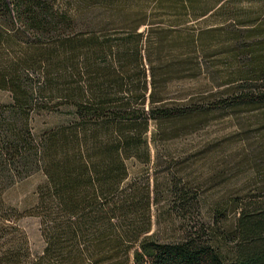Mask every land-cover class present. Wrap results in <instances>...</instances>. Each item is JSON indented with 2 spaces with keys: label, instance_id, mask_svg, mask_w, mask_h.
<instances>
[{
  "label": "trees",
  "instance_id": "1",
  "mask_svg": "<svg viewBox=\"0 0 264 264\" xmlns=\"http://www.w3.org/2000/svg\"><path fill=\"white\" fill-rule=\"evenodd\" d=\"M202 2L0 0V264H264V0ZM208 11L234 25H188ZM203 73L219 90H172ZM227 112L248 116L221 174L251 175L194 220L202 185L166 147ZM42 115L54 120L36 128ZM37 172L36 202L20 214L5 194ZM162 201L187 223L169 241L151 233ZM25 216L38 220V256Z\"/></svg>",
  "mask_w": 264,
  "mask_h": 264
},
{
  "label": "rangeland",
  "instance_id": "2",
  "mask_svg": "<svg viewBox=\"0 0 264 264\" xmlns=\"http://www.w3.org/2000/svg\"><path fill=\"white\" fill-rule=\"evenodd\" d=\"M233 1L232 5L234 7H242L245 9L252 8L258 10L262 4L261 0ZM208 2L211 4L213 3L212 0H208ZM224 19L223 16H213L209 17L205 23H200V25L195 24V22H189L188 25H196L198 29L216 27L219 25H234L231 19L226 21H224ZM215 84L213 80H207L205 73H203L197 79L175 84L172 90L182 95L192 94L197 96L200 92L207 93L209 91L214 92L219 90L214 87L216 86ZM9 102V94L0 90V104ZM238 115V117H235L233 113L227 112L209 116L208 122L203 127L188 136L170 142L166 147L168 153L165 155H168V161L170 159H183L185 162L183 167L184 174L190 176L196 183L202 185L203 192H201L202 197L200 199V214L197 217L195 213L192 214L194 220L208 222L209 211L224 200L227 201L229 195L240 188L250 178L251 174L248 172L232 176H227L226 174L224 176V174H221L224 158L230 157L229 152L237 151L242 145L235 134L241 130L240 125L246 122L248 114L240 112ZM53 120L51 116L42 115L36 117L33 124L36 128H43L50 125ZM190 155L191 158L194 159L192 162L186 160ZM129 166L132 175L141 173L144 169L143 165L135 164L134 162H131ZM149 167H152L151 164ZM218 174L219 176H217ZM43 181L44 177L40 172L17 181L7 190L5 194L6 202L14 207L20 214H24L34 206L36 202V189ZM161 206L165 213V218L161 219L162 223L157 230V212L156 208H152L153 226L151 233L158 231L157 238L159 240L169 241L177 236L181 225L186 226L187 223H182L181 220L176 217L169 218L167 213L169 209L167 208L166 201H162L160 203V207ZM194 220L188 221L192 222ZM20 224L28 237L32 255L38 256L44 246L39 232L38 220L34 217L25 216L21 218Z\"/></svg>",
  "mask_w": 264,
  "mask_h": 264
},
{
  "label": "crops",
  "instance_id": "3",
  "mask_svg": "<svg viewBox=\"0 0 264 264\" xmlns=\"http://www.w3.org/2000/svg\"><path fill=\"white\" fill-rule=\"evenodd\" d=\"M203 1H204V2H202V4H203L204 7H210V6H213V7L217 8V7H219L221 4H223L225 1H228V0H212V1H213L212 4L209 3L208 0H203ZM212 12H213V11H208V12H206V13L203 15L202 18L198 19V20L195 21V22H197V23H198V22H199V23H205V22L207 21V19H208L209 17H211Z\"/></svg>",
  "mask_w": 264,
  "mask_h": 264
}]
</instances>
